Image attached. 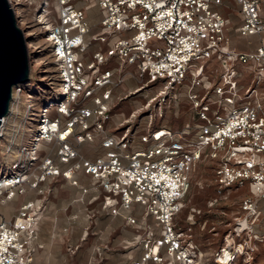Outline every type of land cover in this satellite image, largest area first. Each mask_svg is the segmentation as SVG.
<instances>
[{
  "label": "built area",
  "instance_id": "1",
  "mask_svg": "<svg viewBox=\"0 0 264 264\" xmlns=\"http://www.w3.org/2000/svg\"><path fill=\"white\" fill-rule=\"evenodd\" d=\"M8 2L28 38L30 79L13 91L17 131L0 148V264H33L46 202L32 195L8 210L58 177L79 192L72 202L98 203L136 228L123 264H195V245L173 222L201 163L210 174L194 185L214 191L210 206L242 188L243 210L264 202V0ZM139 96L113 120L118 101ZM150 218L161 229L142 235ZM229 245L216 264L225 250L236 258L242 244Z\"/></svg>",
  "mask_w": 264,
  "mask_h": 264
},
{
  "label": "rangeland",
  "instance_id": "2",
  "mask_svg": "<svg viewBox=\"0 0 264 264\" xmlns=\"http://www.w3.org/2000/svg\"><path fill=\"white\" fill-rule=\"evenodd\" d=\"M137 98V101H135L136 99L129 98L118 101L113 109V120L118 121L122 119L123 113H125V116H128L135 107L145 100L142 96ZM145 114V111L139 113L134 123H136V120H139L137 118ZM166 118L170 119L171 115L166 114ZM114 126L115 124L112 125V128ZM6 144L7 137L2 139L0 148ZM82 150L88 155L97 154V151L90 145H84ZM3 155V151L0 149V163L5 162ZM209 174L210 172L204 163H201L197 170L191 173L192 186L188 195L189 197L187 202H185V207L173 222L174 230L183 232L184 236L195 245L194 251L197 254L195 264H216L214 258L217 256L219 249L226 243V240L230 241L229 247L232 248V251L237 249L238 244H242L240 251L235 253L236 258L231 264H264V202H257L255 211L247 212L243 210V202H239L238 199H242L249 192L246 188H242L238 192L231 193L228 202H216L210 206L206 200L214 194V191L206 185L204 188L194 185V181L197 179L205 182ZM57 179L64 180L60 177L53 179L48 186L45 196L43 194L37 195L28 192V194L19 196L16 200L12 201L10 210H8V216L13 215L21 202L29 197L34 196L35 198L43 199L42 202L56 201L58 197ZM67 198H70V196H67ZM74 198V196L71 197L70 201ZM191 209H195V213L192 212V214ZM137 215L140 214L137 212ZM188 216H192L191 221H188ZM120 229L121 231H129L132 234L137 231L135 227L127 226L124 222L121 224ZM160 229L161 226L156 225L155 220L150 218L147 224L139 230V233L143 235V232L150 230L158 232ZM110 231L113 232V229H110ZM46 241L48 242L47 249L45 252L39 254L41 249L37 253L39 255H36L37 259L34 260V264H83L81 261L83 259L80 258L78 251L84 250L85 252L89 247L88 242L90 240L80 242L83 244L79 248L72 244L73 240L63 241L60 237L53 238L51 236ZM95 241L98 245H95L93 248L94 251L91 255L93 258L92 264H109L106 257L111 251L108 250L110 247L107 245H110L113 239L111 237H107L106 239L97 238ZM124 250L126 249L124 248ZM122 261L124 259L121 258ZM84 262V264H89V260Z\"/></svg>",
  "mask_w": 264,
  "mask_h": 264
},
{
  "label": "crops",
  "instance_id": "3",
  "mask_svg": "<svg viewBox=\"0 0 264 264\" xmlns=\"http://www.w3.org/2000/svg\"><path fill=\"white\" fill-rule=\"evenodd\" d=\"M227 10L229 11L227 12ZM224 11L226 15L235 18L231 8H225ZM94 16H96V12L92 10L90 13V21L93 25L96 23V17ZM251 41L254 42V46L258 43L257 39L254 37L251 38ZM79 177L82 182H89L87 176L80 175ZM56 185L57 200L45 203L46 213L40 224V239L44 247L39 254L45 252L48 247V242L46 240L49 239V237L51 238V236L53 238L60 237L63 241L73 240L72 244L78 248L83 244L80 242L89 239V247L87 250H85V252L84 250H79L78 254L84 261L89 260V264H92L93 258L91 255L94 251L93 248L95 245H98L95 240L97 238L106 239L107 237H111L113 241L110 245H107L110 247L108 250H110L111 253L107 254L106 260L109 264H123L127 262V254L123 253V251H125L123 240L131 239L133 234L129 231H121L120 226L123 223L122 219L119 217H110L98 212V203L89 205L87 202L70 201V198L78 196L79 192L66 181L57 179ZM67 196H70V198H67ZM91 209H93L94 212L90 213L91 217L89 215L88 219V212ZM64 228H66L67 231H64ZM115 228L119 229L116 230ZM110 229H113V232L110 231ZM121 258L124 259V261L121 262ZM83 260L81 261L84 264L85 262Z\"/></svg>",
  "mask_w": 264,
  "mask_h": 264
},
{
  "label": "water",
  "instance_id": "4",
  "mask_svg": "<svg viewBox=\"0 0 264 264\" xmlns=\"http://www.w3.org/2000/svg\"><path fill=\"white\" fill-rule=\"evenodd\" d=\"M27 40L8 0H0V125L9 112L13 91L30 79Z\"/></svg>",
  "mask_w": 264,
  "mask_h": 264
},
{
  "label": "bare ground",
  "instance_id": "5",
  "mask_svg": "<svg viewBox=\"0 0 264 264\" xmlns=\"http://www.w3.org/2000/svg\"><path fill=\"white\" fill-rule=\"evenodd\" d=\"M14 97L16 98V94H12V100L10 102V108L8 112V117H6L5 121L6 126H5V133L4 135L8 137V139L12 138L15 135V132L17 131L16 126H17V119H18V114L20 112V105L19 104H14L16 100H14ZM2 144V142H0ZM4 146V145H2ZM1 149H5L1 147ZM166 235L168 238L171 237V233L166 232ZM228 245L230 244V241L227 240ZM194 247V246H193ZM241 249V247H240ZM233 253H230L228 250L223 251L222 254L218 256V259L216 262H219V264H231L232 263V258H233Z\"/></svg>",
  "mask_w": 264,
  "mask_h": 264
}]
</instances>
